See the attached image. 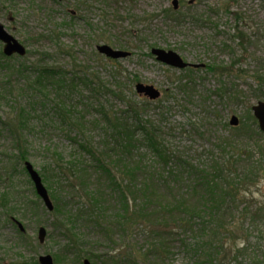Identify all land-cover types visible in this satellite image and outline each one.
Instances as JSON below:
<instances>
[{
    "label": "rangeland",
    "instance_id": "1",
    "mask_svg": "<svg viewBox=\"0 0 264 264\" xmlns=\"http://www.w3.org/2000/svg\"><path fill=\"white\" fill-rule=\"evenodd\" d=\"M173 1L0 0V22L28 52L10 62L0 58V197L7 195L12 202L14 196L22 210L8 219L0 209V264H27L29 259L38 261L45 255L52 256L55 264H84V260L90 264H207L208 249L216 255L213 248L218 249L223 239L226 264L264 262L259 255L263 247L255 250V243L263 240L264 213L257 222L246 220L241 214L245 205L239 201L241 206L227 213L219 226L213 222L206 226L198 209L194 217L199 219L181 216L186 221L182 225L167 215L159 219L154 215L159 211L155 204L135 219L134 212L142 206L137 201L130 204L132 220L124 221L118 198L109 189L104 191V175L85 153L76 150L75 140L99 149L103 132L94 124L106 120L101 110L110 119L124 117L129 103L142 99L136 84L150 85L161 97L140 118L156 130L163 147L198 170L216 160L232 162L233 184L245 191L239 196L245 193L251 204L264 206V165L257 177L243 182L247 161L242 155L236 158L239 152L258 161L259 152L247 143L254 141L238 139L229 125L233 116L244 122L248 109L252 111L261 101L253 93L258 89L256 71L264 69V1L178 0L177 11L183 15L179 22L166 15L175 11ZM103 45L131 56L111 61L99 53L98 47ZM153 48L174 51L196 68L178 71L167 67L151 55ZM209 65L218 73L210 72ZM47 68L62 75H46L41 69ZM40 72L45 79L41 84L37 82ZM74 78V86L69 85L64 92L67 96L61 98V92L50 85L60 79L68 85ZM223 86L233 94L221 97ZM235 92L241 95V102L233 98ZM58 107L71 109L74 115L63 119ZM73 118H82L84 125ZM227 138L235 143L219 150L220 143H228ZM18 141L27 162L43 177L47 174L44 184L52 203L54 197L63 199V215L48 212L37 196L18 159ZM57 155L62 163L74 155L85 157L84 184L101 191H83V187L79 191L76 185L75 190L70 184L74 180L62 176L59 186L53 170ZM137 161L163 187L171 186L174 191H194L192 187L199 181L197 172L179 165L168 168L143 149L129 163ZM115 167V173L122 171L119 162ZM162 186L161 194L165 193ZM87 192L101 195L98 208L90 207ZM198 200V196L191 199V208L199 207ZM30 202L43 206L25 210ZM13 219L23 226L24 235ZM222 224L227 235L221 232ZM40 227L47 230L43 244L38 241ZM208 228L214 230V236ZM67 231L78 236L76 248L70 246ZM245 231L252 236L251 247L242 255L236 249L248 247Z\"/></svg>",
    "mask_w": 264,
    "mask_h": 264
},
{
    "label": "trees",
    "instance_id": "2",
    "mask_svg": "<svg viewBox=\"0 0 264 264\" xmlns=\"http://www.w3.org/2000/svg\"><path fill=\"white\" fill-rule=\"evenodd\" d=\"M170 12H172L171 15H166L169 18H173L175 22H179L180 18H183V15L181 16V13L178 11L170 10ZM0 58H3V61L10 62L18 57L13 56L7 58L0 50ZM209 68L210 72L218 73V71L214 69V66L209 65L208 69ZM188 70L191 71V69ZM41 71L46 73V75L52 74L53 76V73H55L57 76H59V74L62 75L61 73H57L56 69L47 68L43 70L41 69ZM42 80H45L44 74L40 72V77L37 79V82L41 84ZM254 81L258 87V89L253 93L254 97H256L257 100H264V69H259L256 71ZM74 83L75 78L68 85L64 79H60L55 85L53 83H51L50 85L56 90V92H61V96L59 95V93L57 94V96H60L61 98L66 95L64 92L67 88H69L68 86L70 85V87H73ZM181 89L183 90L182 87ZM219 92L221 97H226L233 94L231 89H228L226 86H223ZM233 98L241 102V95H239V93L235 92ZM150 105L151 102L145 99H141L138 102L129 103V105L127 106V110L123 114L124 117H115L113 119H110L107 113L104 112V109H102V116L106 118V120L96 122V124H94L96 129L99 128L103 132L102 146L99 149L92 148L93 146L91 144H82L78 140L74 141L78 146V149L76 150L85 153L87 158L94 162V164L96 165V169H98L104 175L103 181L105 182L107 187V190L104 191H108L109 189V191L112 192V195H115L118 198V204H120L123 212L122 219L124 221L132 220L130 218V216L132 215L130 204L133 203L134 205H136L137 201L142 206L138 209V212H134L135 219H138L139 215H142L143 212L147 210V206H149L150 204H155L159 207V211L154 213V215H159V219L163 218L164 215H167V217H171L177 222H181L182 225H186V221L180 220V217L186 216L189 217V220H193V218L199 219V217H194V215L196 214L195 210L198 209L197 211H199L204 216L203 223L206 226H209L211 222L216 223L219 226L227 213H232V210H234L238 206H241L239 201H242V205H245L241 210V214L245 216L246 220L257 222L258 220L262 219L264 206L257 207L254 204H251L246 198L245 193L242 196H239L242 194V192L245 191H240V189H238V187L240 186L239 184H233V182H235L236 180L234 179L236 174L234 173L233 175L231 172V170L233 169L229 168L232 162L222 163L221 161L216 160L214 161V164L209 166L206 165V168L203 167L199 168L200 170H198V168H196L193 164L189 163L183 158L172 155L166 147H163V142H161L158 138V133L154 132L156 130L149 129L147 126L148 121L140 118L143 114L148 112V108ZM58 111L60 112V116L63 119H66L67 117L70 118L72 115H74V112H72L71 109L58 107ZM244 120L245 121L241 122L238 127H232L233 135H236L238 139L245 138L247 140L254 141H248L247 143L253 144L254 149L259 152L260 159L258 161H254L253 159L255 156L253 157V155H245L239 152L236 154V158H241L239 155H242V157L245 156L247 161H243L246 166V170H244L243 172V182H245L246 180H253L255 177H257L264 165V141L259 140V138L264 139V133L260 131L258 122L254 118L250 109H248ZM74 121L79 122L81 124V127L84 125V121H82V118H73V122ZM100 125H103V127H100ZM226 142L228 143L219 144V150L224 151L225 145H232V143H235L231 138H227ZM16 147L20 152L18 159L21 161V163H25L27 161V156L25 155L21 141L17 142ZM141 149L145 150V152L147 153L153 154L156 159L160 160V162L168 168H171L170 165H179V167L181 168L186 167L189 172H197V174H199V181H196L195 186L192 187L194 191L181 192L174 191L171 186L163 187L155 178L154 174L149 172L146 167H144L143 162L137 161L134 164H130L129 161L131 162V160H134L135 154ZM57 157L59 158V161L53 165V170L56 171L57 174H55L53 170L51 171L55 174V177L59 182L57 183L59 186L60 183L63 182L62 177H64L66 179L74 180L70 182L73 189H75L76 187V189L80 191L81 187H83V191H101L99 190V188L96 190H91L84 184V182L86 181V170H84L83 167L84 162H88L85 157H82L81 155H74L71 160L63 163L61 160L62 157L60 155H57ZM113 158H118L117 160L119 161H116L114 164H112L110 161L113 160ZM138 159L141 160L140 158ZM118 162L122 164V171H119V173L117 174L114 170L116 169L115 166H117ZM23 172L25 173V168H23ZM171 173L172 172L170 171L169 174ZM43 175L44 177L41 174L45 183L48 177L45 173H43ZM140 178L141 180H138ZM77 184H81L80 187ZM160 186L163 187V190L166 194H161L160 191L162 188ZM16 195H18V193H16ZM194 196H198L199 198V207L197 208L195 206L191 208V199ZM12 197L14 198V202H11V197L7 195H3L2 197H0V209L5 210L6 217L8 219L12 218L13 215H16L18 214V212L22 211L15 197ZM85 197L87 202L92 203H89L90 207L98 208L101 205V203L97 200V198L101 197V195H93L87 192L85 193ZM62 200V198L57 199L56 197H54V211L52 213H55L56 215H63V209L61 208ZM42 206L43 205L37 202H30L27 206L25 205V210H38ZM206 219H208L207 222L205 221ZM56 226L62 228L63 224L60 225L56 223ZM207 231L211 232L212 235H215L213 229L208 228ZM107 232L109 233L110 231ZM221 232L224 235L228 234V230L226 229L224 224L221 225ZM67 233L66 234L67 238L69 239L70 246L76 248L75 239L78 238V236L75 233H72V231H67ZM22 234L24 235V233ZM261 236L263 240L259 239L260 241L255 243V250H259L263 247L264 251V232H262ZM251 237L252 236L249 234V232L245 231L244 240L245 243L248 244V247H236L238 254L241 253L243 255L249 252V249L251 247ZM224 243L225 239L221 241L222 245H219L218 249L213 248L216 255L210 253L208 249L209 254L207 255V264H226L225 259L222 258V253L225 250V247L223 246ZM212 247V245L209 246L210 249ZM263 251L261 252V254H259L262 257H264ZM217 256L219 257V259L217 258ZM78 259L79 261H81L82 256L79 255ZM29 261L31 263L27 264H38V261L35 259H29ZM57 261L59 262V257H57ZM259 263L264 264L263 261H258V263L256 264Z\"/></svg>",
    "mask_w": 264,
    "mask_h": 264
},
{
    "label": "water",
    "instance_id": "3",
    "mask_svg": "<svg viewBox=\"0 0 264 264\" xmlns=\"http://www.w3.org/2000/svg\"><path fill=\"white\" fill-rule=\"evenodd\" d=\"M264 1V0H262ZM174 9H178V0L173 1ZM0 42L4 45L3 53L6 57H12L14 55L25 56L26 48L22 45L16 38H14L2 25L0 22ZM98 51L101 55L112 59V60H122L128 58L131 54L126 51L114 50L107 45L99 46ZM151 53L155 56L156 60L168 67L184 70L189 64H187L176 52L174 51H165L159 48L152 49ZM138 95L148 98L150 101H156L161 97V93L155 87L150 85H144L139 83L135 87ZM253 115L258 121L259 128L261 132L264 133V101H260L252 108ZM231 126H238L239 119L236 116H233L230 121ZM26 171L30 180L32 181L37 195L44 202L45 206L49 211H53L54 206L49 197V193L43 183V180L38 173V171L33 167L29 162L25 164ZM20 230L24 231V228L19 224ZM47 230L44 227H41L38 230V241L43 244L46 240ZM40 264H54L53 257L50 255L41 256L39 258ZM85 264H90L88 260L85 261Z\"/></svg>",
    "mask_w": 264,
    "mask_h": 264
}]
</instances>
